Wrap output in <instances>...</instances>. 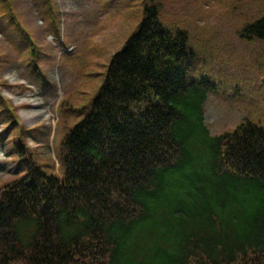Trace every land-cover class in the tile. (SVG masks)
<instances>
[{
    "label": "trees",
    "instance_id": "obj_1",
    "mask_svg": "<svg viewBox=\"0 0 264 264\" xmlns=\"http://www.w3.org/2000/svg\"><path fill=\"white\" fill-rule=\"evenodd\" d=\"M36 1L55 19L54 0ZM159 8L155 0L144 3L86 106L69 109L60 101L64 131L55 169L26 143L30 128L14 121L4 129L14 133L20 174L0 187V264H264V126L245 119L209 135L203 106L212 85L188 80V33L166 27ZM0 22L42 81L39 46L11 0H0ZM245 31L264 39V10ZM192 96L195 127L213 153L209 163L240 185L197 208L175 195L172 176L191 152V122L188 132L184 126ZM4 112L2 122L11 118Z\"/></svg>",
    "mask_w": 264,
    "mask_h": 264
},
{
    "label": "rangeland",
    "instance_id": "obj_2",
    "mask_svg": "<svg viewBox=\"0 0 264 264\" xmlns=\"http://www.w3.org/2000/svg\"><path fill=\"white\" fill-rule=\"evenodd\" d=\"M56 17L41 18L36 0H11L24 29L40 46L39 66L48 84L39 82L25 66L19 53L17 37L0 29V94L8 104H0V114L9 110L11 118L2 123L0 116V187L20 174L15 172L17 158L10 154L13 132L3 135L4 126L19 120L26 127L35 126L26 143L35 156L56 168L57 140L63 133L60 98L67 108L86 106L100 86L109 57L118 51L134 32L149 0H54ZM160 2L159 19L172 30L188 33L187 47L193 52L188 80L211 83L204 103L203 121L211 136L233 129L248 119L264 126V39L247 38L248 24L259 19L264 0H156ZM250 3V4H249ZM247 5V6H246ZM48 5H44V8ZM71 43L67 50L55 45ZM3 22H0V28ZM53 35V36H52ZM33 57V54H31ZM186 99L190 129V154L182 158L172 172L177 177L174 192L195 208L227 198L238 192L239 182L209 161L213 153L206 147L204 135L195 127L196 114ZM63 109V108H62ZM19 124L13 128L18 130ZM57 149V150H56ZM216 205V203H213Z\"/></svg>",
    "mask_w": 264,
    "mask_h": 264
}]
</instances>
